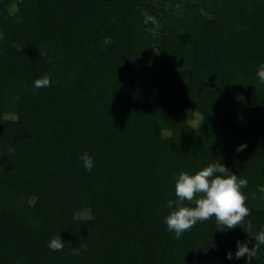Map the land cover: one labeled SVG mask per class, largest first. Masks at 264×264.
I'll use <instances>...</instances> for the list:
<instances>
[{
	"label": "trees",
	"instance_id": "1",
	"mask_svg": "<svg viewBox=\"0 0 264 264\" xmlns=\"http://www.w3.org/2000/svg\"><path fill=\"white\" fill-rule=\"evenodd\" d=\"M165 1L179 10L0 0V264H249L225 252L264 231V0ZM220 161L247 178L249 216L177 238L173 176Z\"/></svg>",
	"mask_w": 264,
	"mask_h": 264
},
{
	"label": "clouds",
	"instance_id": "2",
	"mask_svg": "<svg viewBox=\"0 0 264 264\" xmlns=\"http://www.w3.org/2000/svg\"><path fill=\"white\" fill-rule=\"evenodd\" d=\"M260 79L264 81V74H261ZM52 83V77L44 74L33 81V92L50 87ZM240 118L242 119V116ZM246 147V143L241 142L236 150L242 151ZM79 158L86 171L93 169L95 161L89 153L84 152ZM173 180L175 199L166 201L165 206L169 212L164 217V223L177 238L198 222L207 221L212 217H215L218 225L216 230L227 232L242 226L250 214L246 205L247 195L242 191L248 184L247 178L232 172L221 161L208 163L195 172L180 170L173 176ZM258 191L264 193V185L258 186ZM248 229H252L251 221H248ZM251 238L255 240L251 247L246 242L237 240L234 254L231 250H226V258L231 260L233 255L236 259L245 257L251 264L261 251V246H264V231L257 232ZM48 247L52 251L63 249L64 240L59 233L49 240ZM81 251L86 252L87 247L73 248L74 255H80Z\"/></svg>",
	"mask_w": 264,
	"mask_h": 264
},
{
	"label": "rangeland",
	"instance_id": "3",
	"mask_svg": "<svg viewBox=\"0 0 264 264\" xmlns=\"http://www.w3.org/2000/svg\"><path fill=\"white\" fill-rule=\"evenodd\" d=\"M152 4L156 7V8H160L161 10L163 9L165 12H169L170 14H175L178 10H179V1H165V0H151ZM203 2H205L206 4H211V0H202ZM16 8V6L12 5L10 7V11H13ZM146 19L147 20H151L154 24L153 30H156L157 27L159 26L158 21H157V17H153V16H148L146 15ZM0 37H1V33H0ZM240 120V118H239ZM190 121L194 124L197 123L198 121V116L196 113H191V117H190ZM0 175H2V169L0 168ZM33 199L29 198V202H32ZM78 216L80 217H87L88 216V212L87 211H82L78 214Z\"/></svg>",
	"mask_w": 264,
	"mask_h": 264
}]
</instances>
